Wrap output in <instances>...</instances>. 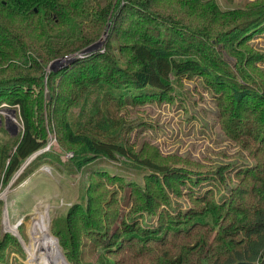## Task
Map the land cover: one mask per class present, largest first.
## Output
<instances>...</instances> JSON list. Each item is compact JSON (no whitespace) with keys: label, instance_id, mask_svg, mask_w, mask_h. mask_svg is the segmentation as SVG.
Wrapping results in <instances>:
<instances>
[{"label":"trees","instance_id":"trees-1","mask_svg":"<svg viewBox=\"0 0 264 264\" xmlns=\"http://www.w3.org/2000/svg\"><path fill=\"white\" fill-rule=\"evenodd\" d=\"M248 6L226 11L216 0H0V104L18 106L23 121L13 147H0V183L48 145L45 116L79 167L97 157L129 156L104 125L99 131L85 126L87 116L72 119V109L80 104L94 120L99 104L125 111L165 103L171 75L203 82L226 136L254 160L235 181L225 166L203 172L144 157L150 172L143 186L131 188L125 207L115 175L88 168L87 204L70 208L55 234L70 264H264V80L242 70L264 64V52L250 48V40L264 34V4ZM108 30L104 51H92ZM223 47L237 52L239 68L224 58ZM71 56L78 58L46 74L50 62ZM227 179L228 191L218 194L214 185L219 189ZM204 181L212 188L195 192ZM184 196L187 208L177 200ZM8 246L25 257L18 238L6 233L0 235V264H6Z\"/></svg>","mask_w":264,"mask_h":264},{"label":"rangeland","instance_id":"rangeland-1","mask_svg":"<svg viewBox=\"0 0 264 264\" xmlns=\"http://www.w3.org/2000/svg\"><path fill=\"white\" fill-rule=\"evenodd\" d=\"M216 1L221 10L226 11L247 8L251 4H264V0ZM109 36L108 30L98 39L99 42L92 51H104ZM250 44V48L264 52V34L253 37ZM222 50L224 58L235 68H239L237 52L233 53L225 47ZM84 56L85 53L80 55ZM76 58L78 57L71 56L53 60L49 63L46 74L64 68ZM242 70L255 76L258 83L264 80V64L257 68L244 64ZM237 73L238 79L242 80L241 73ZM171 87V100L165 103L130 105L125 111L99 104L98 113H93L94 120L89 117L90 110L86 111L88 115L83 113L86 109L82 105L72 109V119H82L83 122V116H87V121L83 122L85 126L90 124L99 131L104 125L114 135L113 141L126 147L130 157L121 154H115V158L97 157L92 163L79 167L74 151L59 143L55 128L47 123L48 118L45 116L42 125L49 138L48 145L28 158L8 182L2 177L0 183V235L9 233L16 236L25 252V257H22L20 252L8 246L5 253L6 264H14L15 259L25 264H38L29 252L33 237L30 224L35 217L46 221L50 234L58 241L56 244L65 257L55 235L56 230L70 208L76 204H87L90 184L88 168L100 166L115 175L120 182L116 187L125 207L131 188L143 186L150 172L141 161L144 157L153 161L156 156L169 160L176 166L189 165L203 172L216 170L220 165L225 166L226 173H231L235 181V173L239 169L253 166L254 160L249 154L226 136L218 119L219 110L214 96L206 91L207 87L202 81L171 75ZM46 92V98L50 100L49 90L46 89ZM22 123L18 106L5 101L0 104V147H13L21 137ZM58 155L65 156L66 159H58ZM226 181L219 189V183L213 182L215 191L219 190L218 194L228 191L231 182L229 179ZM209 187L212 188L211 183L205 181L203 185L200 183L193 186L197 193L205 192ZM177 200L183 208L189 207V200L185 196ZM66 264L70 262L67 260Z\"/></svg>","mask_w":264,"mask_h":264},{"label":"bare ground","instance_id":"bare-ground-1","mask_svg":"<svg viewBox=\"0 0 264 264\" xmlns=\"http://www.w3.org/2000/svg\"><path fill=\"white\" fill-rule=\"evenodd\" d=\"M34 219L30 224L31 234H33L29 244L31 258L38 264H66L67 260L56 244L58 241L50 234L46 221L38 217ZM14 231L17 230L14 229Z\"/></svg>","mask_w":264,"mask_h":264},{"label":"water","instance_id":"water-1","mask_svg":"<svg viewBox=\"0 0 264 264\" xmlns=\"http://www.w3.org/2000/svg\"><path fill=\"white\" fill-rule=\"evenodd\" d=\"M96 45H97V43H96V44H94V45H93V47L95 48V46H96Z\"/></svg>","mask_w":264,"mask_h":264}]
</instances>
